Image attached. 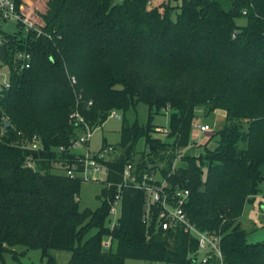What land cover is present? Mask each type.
Returning <instances> with one entry per match:
<instances>
[{
  "label": "trees",
  "instance_id": "1",
  "mask_svg": "<svg viewBox=\"0 0 264 264\" xmlns=\"http://www.w3.org/2000/svg\"><path fill=\"white\" fill-rule=\"evenodd\" d=\"M16 4L48 37L24 41L21 33L0 28L6 47L25 49L32 58L28 69L11 74L7 89L0 88V264L17 246L40 250L45 264H55L48 250L70 252L69 264H193L194 238L178 227L160 230L155 206L144 221V192L122 182L128 163L138 182L157 169L167 191L187 190L185 217L197 231L219 238L221 260L206 264H264V242L248 245L253 231L238 223L243 205L264 184L258 172L264 166V0H179L173 7L169 0ZM139 104L147 108L144 122L137 118ZM197 107L224 113L216 145L173 169L175 152L189 144ZM112 110L122 116L118 153L104 163L100 206L80 210L82 181L65 174L80 157L68 152L82 132L70 116L78 113L94 130ZM162 110L168 111V143L150 137L152 115ZM33 135L41 150L27 148ZM118 186L120 216L110 230L107 200Z\"/></svg>",
  "mask_w": 264,
  "mask_h": 264
},
{
  "label": "built area",
  "instance_id": "2",
  "mask_svg": "<svg viewBox=\"0 0 264 264\" xmlns=\"http://www.w3.org/2000/svg\"><path fill=\"white\" fill-rule=\"evenodd\" d=\"M244 14V13H242ZM13 24L16 31L9 33L5 30L7 24ZM0 28L2 32L10 35H17L18 39L23 38L26 40L30 38L37 39L39 37H48L42 28L34 26L23 18L17 10L16 0H0ZM6 42L0 37V45L5 49V62L0 60V88L7 89L10 82V77L13 72L28 69L31 64V54L29 51L23 49H15L6 47ZM70 85H75V79L70 78ZM80 98V96L78 97ZM91 103H88L90 106ZM108 118L121 120L122 116L117 111H110ZM7 122L6 120L4 123ZM70 123L74 126L82 127V132L73 138L70 142L68 152H75L80 156L78 163L67 165L65 174L70 179H80L82 182H97L99 181L98 175L104 171L106 178V169L104 163L113 161L117 155V150L112 145L102 146L96 153L87 151L84 153H77L78 148L88 145L92 135V130H89L88 125L78 113H73L70 116ZM195 128L199 133L209 132L210 129L207 125H196ZM27 148L33 151L42 149L38 136L33 135L26 141ZM59 151H65V148H59ZM28 166H30L28 164ZM135 166L133 163H128L124 166L122 171L123 184H132L135 188L141 190L145 194L144 206V221L148 220L151 207L155 206L158 209L156 225L160 230L165 231L169 228L178 227L183 233L188 234L196 241V251L191 255L196 264H206L209 258H214L220 262L221 254L219 251V238L207 232L197 231L187 220L184 215L182 206L187 201L188 192L186 189L174 188L167 191L163 184L156 185L151 183V176L148 174L143 175L140 182L136 181ZM147 180V181H146ZM105 181V180H104ZM103 181V182H104ZM109 187V184L106 185ZM120 186H118L117 193L113 199H108L109 214L116 213V207L121 208V197L119 193ZM118 219V218H117ZM110 223V230H112L117 222ZM111 238L107 237L102 241V247L107 250L110 248Z\"/></svg>",
  "mask_w": 264,
  "mask_h": 264
},
{
  "label": "rangeland",
  "instance_id": "3",
  "mask_svg": "<svg viewBox=\"0 0 264 264\" xmlns=\"http://www.w3.org/2000/svg\"><path fill=\"white\" fill-rule=\"evenodd\" d=\"M122 0H113L114 3H120ZM155 2H159V0H154ZM179 3V0H169V6H174ZM154 4L151 3L150 6ZM237 25H243L244 20L237 19L235 20ZM5 30L9 33L16 31V28L13 24H7ZM137 118L139 122H144L146 120L147 108L143 105H138L136 108ZM120 113V112H119ZM133 112L127 115L128 119H131V122L135 120L133 117ZM194 120L193 125H207L210 129L209 133L198 135L196 139H192L189 144L182 148L178 149L176 153V157L172 162L171 167L176 169L180 166H184L185 162L181 159L185 157L198 158L200 156H204L207 151H212L217 142L218 132L223 125L224 118L220 114L219 111H216L213 114L212 112H207V108L197 107L194 109ZM167 119H168V111L162 110L156 114L152 115V120L150 121L151 132L150 137L154 139H158L162 143H168L170 139H166L167 134ZM122 121L117 119L108 118L105 123H103L100 127L96 129L89 128L92 130L91 138L88 142V145L78 148L77 153H84L87 149L90 153H96L101 149V147L105 144L107 145H117L120 141V131H121ZM81 132V131H80ZM139 157H135V163L138 161ZM164 165L159 164L157 168H162ZM202 172L204 174V168H202ZM151 176V183H155L156 185L163 184L166 186L164 180L160 177V175L156 170H153L148 173L147 176ZM99 181L97 182H87L84 181L81 183L80 191L78 195V207L80 210L89 209L96 210L100 204L101 200L98 198L101 194V191L104 187L103 181L105 180V172L102 171L98 175ZM203 179V175L201 177ZM147 181V180H146ZM120 207H116L115 214H109L106 222V226L110 229V223L116 221V219L120 216ZM240 228L246 233L251 232L252 230H257L260 228H264V184L259 185V192L254 195L251 200L243 205L241 217L239 219ZM93 230L89 231L85 234L82 242L89 238L93 234ZM12 252L8 253L4 256L5 264H45L47 258H43L40 250H26L24 247L17 246L12 248ZM47 257H51L55 264H69L71 260V253L66 251H57V250H48L46 252ZM126 264H160L151 261H141V260H126ZM196 264V263H194Z\"/></svg>",
  "mask_w": 264,
  "mask_h": 264
},
{
  "label": "water",
  "instance_id": "4",
  "mask_svg": "<svg viewBox=\"0 0 264 264\" xmlns=\"http://www.w3.org/2000/svg\"><path fill=\"white\" fill-rule=\"evenodd\" d=\"M0 60L5 62V49L3 45H0ZM9 123L5 122L4 127H8ZM258 172L264 177V166L258 167ZM264 242V228H260L252 232L247 238L246 243L248 245H255Z\"/></svg>",
  "mask_w": 264,
  "mask_h": 264
},
{
  "label": "crops",
  "instance_id": "5",
  "mask_svg": "<svg viewBox=\"0 0 264 264\" xmlns=\"http://www.w3.org/2000/svg\"><path fill=\"white\" fill-rule=\"evenodd\" d=\"M216 111H219L220 112V114L223 116V118H224V113L221 111V110H214L213 111V114L216 112ZM195 126L196 125H193L192 127H191V131H190V133H189V142L190 141H193L194 139H196V137H198V135H203V134H207V133H209V132H203V133H199L198 132V130L195 128ZM193 139V140H192ZM253 232L255 231V230H252Z\"/></svg>",
  "mask_w": 264,
  "mask_h": 264
}]
</instances>
